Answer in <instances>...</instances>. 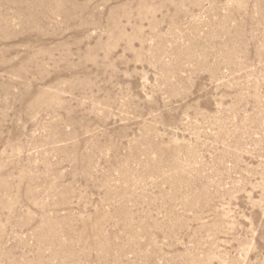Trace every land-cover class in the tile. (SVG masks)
<instances>
[{"label": "rangeland", "instance_id": "374dc122", "mask_svg": "<svg viewBox=\"0 0 264 264\" xmlns=\"http://www.w3.org/2000/svg\"><path fill=\"white\" fill-rule=\"evenodd\" d=\"M0 264H264V0H0Z\"/></svg>", "mask_w": 264, "mask_h": 264}]
</instances>
